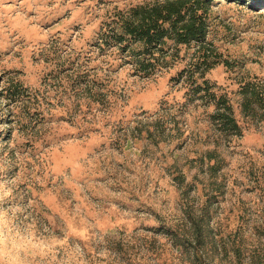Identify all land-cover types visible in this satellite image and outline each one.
<instances>
[{"label": "rangeland", "instance_id": "1", "mask_svg": "<svg viewBox=\"0 0 264 264\" xmlns=\"http://www.w3.org/2000/svg\"><path fill=\"white\" fill-rule=\"evenodd\" d=\"M164 2L0 0V264H264V104L245 114L241 92L264 89V0L196 10L227 64L193 78L242 129L219 143L213 97L186 78L199 40L166 38L146 73L109 37Z\"/></svg>", "mask_w": 264, "mask_h": 264}, {"label": "trees", "instance_id": "2", "mask_svg": "<svg viewBox=\"0 0 264 264\" xmlns=\"http://www.w3.org/2000/svg\"><path fill=\"white\" fill-rule=\"evenodd\" d=\"M210 0H165L161 6L144 7L138 6L130 10V12L119 20V23L112 30L109 37L115 38L118 46H125L130 48L134 53L136 68L142 72H152L155 66L164 60V52H162L161 45L165 43L166 38H171L178 43H188L192 40H199L197 61L193 62L187 72V79H192L197 91L204 90L205 94L213 97L217 107L211 119L220 126V133L216 138L219 143L230 134L237 136L242 135V129L236 121L232 108L225 98L224 94H218L211 90L209 82L203 79L200 83L193 78V74L198 72V75L204 78L205 73L215 66L223 62L215 57L213 50L208 43H204L201 39L205 36L206 25L201 15L196 13V10L202 8ZM188 2L196 3L195 10H192L188 19ZM187 16V17H186ZM242 108L245 114L254 113L255 106H263L264 89L255 82L246 81L242 87ZM173 129V128H172ZM149 137L153 136L149 132ZM217 153L216 150H208L204 157L207 160L215 159L216 161L209 166L210 169L216 171L217 167ZM184 176H180V181ZM207 214L205 209H202L198 219L194 220L193 227L195 228V245L203 243L205 233L212 232L213 228L210 225L203 227L202 221ZM209 221V220H208ZM207 221V222H208ZM179 244H188V230L183 232L182 239L176 238ZM214 249L217 250L219 245L215 242Z\"/></svg>", "mask_w": 264, "mask_h": 264}]
</instances>
